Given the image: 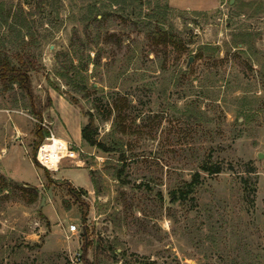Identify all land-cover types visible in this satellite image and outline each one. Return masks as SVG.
Listing matches in <instances>:
<instances>
[{
    "label": "rangeland",
    "instance_id": "obj_1",
    "mask_svg": "<svg viewBox=\"0 0 264 264\" xmlns=\"http://www.w3.org/2000/svg\"><path fill=\"white\" fill-rule=\"evenodd\" d=\"M15 54L40 116L0 85V264H264V0H0ZM39 127L75 152L48 175Z\"/></svg>",
    "mask_w": 264,
    "mask_h": 264
},
{
    "label": "trees",
    "instance_id": "obj_2",
    "mask_svg": "<svg viewBox=\"0 0 264 264\" xmlns=\"http://www.w3.org/2000/svg\"><path fill=\"white\" fill-rule=\"evenodd\" d=\"M14 58L17 61V66L11 65L10 61L7 59L0 60V85L2 86L4 91H7L9 88H12V86H16L27 97L32 109V113L37 115L39 118L40 115L33 107L34 94L31 87L30 76L28 74L30 70H35L37 68L36 60L30 55H21V54H15ZM48 81L54 91H59V89L55 85H53L52 81L50 80ZM47 134H48L47 132L43 133L42 127H39L37 129L36 143L34 144L32 151V162L36 167L43 169L44 173L48 175V171L45 168H43L41 165H39V163L35 159V153L37 147L44 141L46 137H48ZM96 136H97V130L92 120L89 119L88 122L85 125H83L80 130V138L82 142L89 147H94L100 149L101 151L107 152L108 149L105 147V145L98 142ZM222 169L223 167L221 166L220 163L204 162L200 167V171L208 175L219 174L222 172ZM200 171L194 172V174L191 177V180L188 183H186L183 188H180L177 191V193H173L172 196H174V198L177 200L188 199L190 194L193 192L194 188L200 183V174H199ZM0 181L2 182V184L5 183L2 181L1 178ZM50 183L53 182L51 181ZM63 184L67 185V190L69 194L76 199L80 197V193H85V191L83 190L78 191L74 189L68 183H63ZM2 189H4V186L1 187V190ZM21 191H23V189ZM36 194L34 193V197L36 196Z\"/></svg>",
    "mask_w": 264,
    "mask_h": 264
},
{
    "label": "built area",
    "instance_id": "obj_3",
    "mask_svg": "<svg viewBox=\"0 0 264 264\" xmlns=\"http://www.w3.org/2000/svg\"><path fill=\"white\" fill-rule=\"evenodd\" d=\"M55 138L53 134H50V136L46 137L44 141L37 147L36 153H35V159L41 165L43 168L49 171H56L57 165L63 158H70L73 159L75 158V152L71 150L68 146V144L60 139H57L58 143L55 145ZM55 146V152H54V157H57V163H56V169L51 170L47 167V165L42 163V159H40V154L43 153L44 156V161L49 160V157L45 151H42L45 146ZM76 230V227L74 225L70 226L68 231L69 232H74Z\"/></svg>",
    "mask_w": 264,
    "mask_h": 264
},
{
    "label": "bare ground",
    "instance_id": "obj_4",
    "mask_svg": "<svg viewBox=\"0 0 264 264\" xmlns=\"http://www.w3.org/2000/svg\"><path fill=\"white\" fill-rule=\"evenodd\" d=\"M58 143L57 139H55V145ZM45 151L49 157V160L44 161V156L43 153L40 154V159H42V163L45 162L47 167L51 170L56 169V163H57V157H54V152H55V146H45V148L42 150Z\"/></svg>",
    "mask_w": 264,
    "mask_h": 264
},
{
    "label": "crops",
    "instance_id": "obj_5",
    "mask_svg": "<svg viewBox=\"0 0 264 264\" xmlns=\"http://www.w3.org/2000/svg\"><path fill=\"white\" fill-rule=\"evenodd\" d=\"M50 96H52V95H50ZM59 98H58V100H60L61 98H60V96H58ZM53 98V97H52ZM55 99V98H54ZM53 99V100H54ZM56 101H58L57 99H55ZM80 130H81V127L80 128H78L77 130H76V132H75V136L73 137V139H74V141L75 142H80V140H81V138H80ZM20 131V133H22V134H25V132L23 131V130H19ZM68 137V136H67ZM66 137V138H67ZM61 140V139H60Z\"/></svg>",
    "mask_w": 264,
    "mask_h": 264
},
{
    "label": "water",
    "instance_id": "obj_6",
    "mask_svg": "<svg viewBox=\"0 0 264 264\" xmlns=\"http://www.w3.org/2000/svg\"><path fill=\"white\" fill-rule=\"evenodd\" d=\"M191 61H192V59H189L188 64H190ZM48 194L51 196V192H50V190L48 191Z\"/></svg>",
    "mask_w": 264,
    "mask_h": 264
}]
</instances>
